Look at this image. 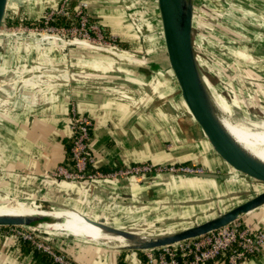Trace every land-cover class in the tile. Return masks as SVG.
<instances>
[{
    "label": "crops",
    "instance_id": "0c3cea01",
    "mask_svg": "<svg viewBox=\"0 0 264 264\" xmlns=\"http://www.w3.org/2000/svg\"><path fill=\"white\" fill-rule=\"evenodd\" d=\"M231 5L246 18L242 24V28L246 26L245 33L254 37L260 32L253 40L262 43L261 49H264V0H232ZM97 6L100 7L97 11L117 12V0H98ZM153 8L155 15L150 12V19L156 24V34L149 33L146 40L149 42L145 46L151 45L148 59L133 53H121V58H117L115 51L74 49L64 54L56 49L36 50L27 45L20 49L23 54L17 55L21 60L14 67L21 68L22 71L17 72L21 90L30 94L33 101L13 105L9 99L5 102L0 99V198L23 204L28 213L12 206L11 201L0 205L1 213L47 215L29 203L18 202L40 196L43 204L72 208L91 218L136 230L126 224L128 220L120 219L117 212H132L133 218L138 212L145 214L152 212L155 206L172 205L174 198L205 187L217 192L221 198L234 193V190L222 192L220 182L231 189H235L234 185L246 186L232 174L214 180L161 173L152 177L103 178L92 182H67L52 176L58 166L68 162L71 103L76 105L79 113L93 120L89 150L94 157V168L107 171L142 162H187L198 164L207 172H227L208 150L182 102L167 65L157 8ZM248 44L247 58L264 60L256 52L258 47L251 48L253 42L248 41ZM138 61L142 65L137 64ZM67 67L75 72L68 83L64 79ZM38 73H43L42 79L33 80ZM119 81L122 84L117 83ZM199 199L202 200L196 198V203L188 205L178 201L175 206L180 207L182 216L189 211L185 212V208L202 205ZM57 209L80 216L71 209ZM171 215L162 216L163 222L177 216ZM213 216L197 221L191 219L176 230ZM257 217L256 225L252 227L264 228V213ZM79 221L85 220L80 216ZM60 225V221H53L44 226L54 231ZM82 228L88 235H102L94 226L83 225ZM61 243L60 249L71 257L73 264H146L144 250L110 249L108 245L98 243L79 246L63 240ZM0 264L33 263L30 254L13 243L10 246L0 244ZM205 264L226 263L218 259ZM239 264H264V256L252 257Z\"/></svg>",
    "mask_w": 264,
    "mask_h": 264
},
{
    "label": "rangeland",
    "instance_id": "374dc122",
    "mask_svg": "<svg viewBox=\"0 0 264 264\" xmlns=\"http://www.w3.org/2000/svg\"><path fill=\"white\" fill-rule=\"evenodd\" d=\"M97 1L9 0L0 33V99L2 101L5 102L9 99L13 105L19 102L31 103L33 101L30 94H25L21 90L22 84L17 74L18 71H22L21 68L14 67L21 60L17 59V55L22 53L20 49L25 45L36 50L56 49L64 54H69L74 49H89L108 53L115 51L117 58H121V53H133L139 58L146 57L148 59L151 45L145 46L149 42L146 40L150 37L149 33L156 34V29H154L156 24L150 19V12L155 15L153 8L156 6L155 0H117V12L110 13L103 10L97 11V8H100L97 6ZM231 1L192 0L191 40L193 54L207 91L214 103H218V106L215 105L220 116H224L250 131H256L251 125L261 124V121H264V60L247 58L245 49L250 47L248 41L253 42L251 48L258 47L259 50L256 52L263 59L264 49H261L262 43H255L253 40L256 35L260 36V32L256 33L254 37L244 32L246 26L242 28V24L246 18L235 10L236 7L231 5ZM81 9L83 11L79 13ZM238 9L243 11L241 7ZM81 15L87 20L84 27L80 23ZM147 25L153 30H146ZM253 25L257 26L255 23ZM85 32L88 34V39L78 36ZM75 38L84 39L86 43L83 41L79 43ZM137 64L142 65L139 61ZM64 73L65 81L71 82L75 72L67 67ZM42 75L43 73H38L32 78L40 80ZM117 83L122 84L120 81ZM173 163L191 164L187 162ZM193 166L200 167L198 164H193ZM201 169L202 172H206L203 168ZM216 173L223 172L217 171ZM154 175L156 174L147 176ZM245 185L242 187L234 185L235 189H231L226 183L220 182L219 186H221L222 192L234 190V193L230 195L226 193L227 196L221 198L217 192L205 187L203 190H196V192H185L184 196L174 198L173 202L175 203L172 205L155 206L149 213L138 212L132 218V212L121 210L117 212V216L120 219L128 220L127 225L142 233H167L186 225L185 223L191 219L195 218L197 221L203 217L216 215L233 205L232 202L236 203V201L256 192L251 186ZM196 198H202V200L199 199V202H203L202 205L196 204L197 206L192 208H185V212L189 211L182 217L179 214L180 207L175 205L179 204L178 201L184 205L196 203ZM41 199L39 196L36 199L18 200V202L31 203L33 201L40 206H54L43 204ZM6 201L17 203L12 199L2 201L0 198V205ZM261 213H264V206L241 215L236 221L241 226L252 227L256 225L259 218L257 216ZM165 214L166 216H164ZM171 214L177 216L164 223L162 216L168 217L172 216ZM41 230L51 234L52 239L49 240V243L57 246L59 250H61L62 240L68 244L74 243L79 246L89 244L45 227H42ZM5 236H9L8 226H0V244L10 246L14 243L13 240L5 238ZM17 244L20 245V242ZM63 252L71 259L65 251Z\"/></svg>",
    "mask_w": 264,
    "mask_h": 264
},
{
    "label": "water",
    "instance_id": "95a60500",
    "mask_svg": "<svg viewBox=\"0 0 264 264\" xmlns=\"http://www.w3.org/2000/svg\"><path fill=\"white\" fill-rule=\"evenodd\" d=\"M155 3L167 65L176 82L182 102L198 127L208 150L227 170L223 173L206 171L179 176L215 180L225 179L232 174L254 188L256 192L240 199L211 218L177 231L157 234L116 226L64 206H43L46 209L54 207L74 210L86 222L102 232L119 236L129 243L117 249L145 250L176 245L217 230L236 221L241 215L264 206V161L243 148L226 130L198 72L191 40L192 0H155ZM8 5L9 0H0V33ZM53 221H58V218L48 214L0 215V226H34L41 229L46 223Z\"/></svg>",
    "mask_w": 264,
    "mask_h": 264
},
{
    "label": "built area",
    "instance_id": "2783aa9c",
    "mask_svg": "<svg viewBox=\"0 0 264 264\" xmlns=\"http://www.w3.org/2000/svg\"><path fill=\"white\" fill-rule=\"evenodd\" d=\"M83 10L79 13H81ZM58 13V12H57ZM52 15V14H51ZM81 26L87 20L81 15ZM88 39V34H79ZM84 39L75 38L82 43ZM93 120L79 113L74 103L69 109L71 132L68 162L58 166L52 176L67 182H92L103 178L142 177L166 172L174 175L201 173L202 169L193 164H153L148 162L124 165L107 171L94 168V157L89 150ZM8 235L14 243L29 242L34 248L48 254L58 264H73L62 250L49 243L51 234L34 226H8ZM57 240V239H56ZM146 264H205L221 259L226 264H239L256 256H264V228L241 226L234 221L217 230L199 237L188 239L176 245L145 249Z\"/></svg>",
    "mask_w": 264,
    "mask_h": 264
},
{
    "label": "bare ground",
    "instance_id": "6f19581e",
    "mask_svg": "<svg viewBox=\"0 0 264 264\" xmlns=\"http://www.w3.org/2000/svg\"><path fill=\"white\" fill-rule=\"evenodd\" d=\"M78 42V41H77ZM80 43V42H79ZM226 95V94H225ZM225 97V96H224ZM218 106V103H215ZM222 123L226 130L230 133V135L247 151L251 154L264 161L263 156H261L264 152V121H261V124L251 125L256 131H250L241 125L234 123L224 116H220ZM31 206L39 208L49 215L58 218V221L61 222L60 227L56 228L54 231L66 236H71L72 238L84 241L87 243H98L108 245L111 249H117L119 247L127 246L129 243L116 235H111L102 232V235H88L83 230V225H91L90 223L84 221L80 222V216L75 213L68 212L66 210H59L57 208L46 209L43 205L40 206L35 202L29 203ZM12 206L24 209L25 213H28L24 208L23 204L12 203ZM75 214V215H74ZM0 215H25V214H3L0 212ZM95 227V226H94ZM95 229H98L95 227Z\"/></svg>",
    "mask_w": 264,
    "mask_h": 264
},
{
    "label": "trees",
    "instance_id": "16d2710c",
    "mask_svg": "<svg viewBox=\"0 0 264 264\" xmlns=\"http://www.w3.org/2000/svg\"><path fill=\"white\" fill-rule=\"evenodd\" d=\"M20 246L25 253L30 254V261L33 264H58L48 254L37 250L27 241H21Z\"/></svg>",
    "mask_w": 264,
    "mask_h": 264
}]
</instances>
